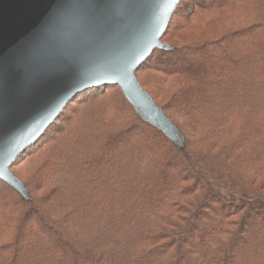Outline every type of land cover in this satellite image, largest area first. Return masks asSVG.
<instances>
[{"label":"trees","instance_id":"1","mask_svg":"<svg viewBox=\"0 0 264 264\" xmlns=\"http://www.w3.org/2000/svg\"><path fill=\"white\" fill-rule=\"evenodd\" d=\"M163 41L137 77L185 148L84 90L11 167L30 200L0 180V264H264V0H184Z\"/></svg>","mask_w":264,"mask_h":264},{"label":"water","instance_id":"2","mask_svg":"<svg viewBox=\"0 0 264 264\" xmlns=\"http://www.w3.org/2000/svg\"><path fill=\"white\" fill-rule=\"evenodd\" d=\"M184 0H0V180L30 200L11 167L94 86H118L144 122L179 149L185 138L137 71Z\"/></svg>","mask_w":264,"mask_h":264},{"label":"rangeland","instance_id":"3","mask_svg":"<svg viewBox=\"0 0 264 264\" xmlns=\"http://www.w3.org/2000/svg\"><path fill=\"white\" fill-rule=\"evenodd\" d=\"M138 78V77H137ZM147 91V90H146ZM12 171V170H11ZM15 171L17 172V173H19L20 175H22V176H25V173H26V168H25V166H21V167H19L17 170L15 169ZM14 173V172H13ZM23 238H24V236H23ZM22 247V246H21ZM23 248H24V246H23Z\"/></svg>","mask_w":264,"mask_h":264}]
</instances>
